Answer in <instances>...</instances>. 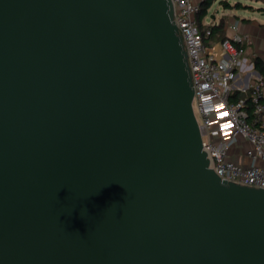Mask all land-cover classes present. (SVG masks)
Masks as SVG:
<instances>
[{"label": "water", "instance_id": "95a60500", "mask_svg": "<svg viewBox=\"0 0 264 264\" xmlns=\"http://www.w3.org/2000/svg\"><path fill=\"white\" fill-rule=\"evenodd\" d=\"M194 96L172 0H0V264H264Z\"/></svg>", "mask_w": 264, "mask_h": 264}, {"label": "built area", "instance_id": "2783aa9c", "mask_svg": "<svg viewBox=\"0 0 264 264\" xmlns=\"http://www.w3.org/2000/svg\"><path fill=\"white\" fill-rule=\"evenodd\" d=\"M175 22L188 53L195 96L194 111L210 167L222 178L264 189V79L235 88L247 64V35L208 42L211 25L201 27L196 0H172ZM253 66V64H252ZM236 92L245 95L235 97ZM244 151V164L233 156Z\"/></svg>", "mask_w": 264, "mask_h": 264}, {"label": "crops", "instance_id": "0c3cea01", "mask_svg": "<svg viewBox=\"0 0 264 264\" xmlns=\"http://www.w3.org/2000/svg\"><path fill=\"white\" fill-rule=\"evenodd\" d=\"M202 2L203 0H196ZM233 6L236 3H231ZM254 4H245L243 2L240 7H223L220 14L208 15L202 20L203 27L207 25L220 24L221 34L225 37H233L236 34L247 35L249 41L246 43L245 59L247 64L242 70L237 72V81L235 89L239 91V87L249 85L259 78L264 79V74L255 66V60L259 58L264 65V0H251ZM240 2V1H239ZM210 10V9H209ZM209 19V20H207ZM220 38L207 40L208 42L218 41ZM253 64V66H252ZM234 160L247 164L250 160L244 154V151L233 156Z\"/></svg>", "mask_w": 264, "mask_h": 264}, {"label": "trees", "instance_id": "16d2710c", "mask_svg": "<svg viewBox=\"0 0 264 264\" xmlns=\"http://www.w3.org/2000/svg\"><path fill=\"white\" fill-rule=\"evenodd\" d=\"M215 1L216 0H203L201 2V9H200V12H199L198 17H197L198 18V21H199V23L201 25V27H203L202 20L208 15L209 9L211 8L212 4ZM222 3H223V6L225 8H229V7H240V6H242V3L241 2H238L234 6L232 4H230L226 0H222ZM221 27L222 26L220 24L211 25L212 35L207 40L214 39V38H220V40L225 39L226 37L223 36L220 33L221 32ZM255 66L260 70V72L262 74H264V65H263V61L262 60H260L259 58H257L255 60ZM243 95H245V94H243L241 92H236L235 93V97L243 96Z\"/></svg>", "mask_w": 264, "mask_h": 264}, {"label": "rangeland", "instance_id": "374dc122", "mask_svg": "<svg viewBox=\"0 0 264 264\" xmlns=\"http://www.w3.org/2000/svg\"><path fill=\"white\" fill-rule=\"evenodd\" d=\"M231 3H236V2H243V3H245V4H254V3H252V1L251 0H229ZM223 3H222V0H216L213 4H212V6H211V8H210V10H209V18H211V15L212 14H215V15H218V14H220V12L222 11V9H223ZM207 20H209V19H207Z\"/></svg>", "mask_w": 264, "mask_h": 264}]
</instances>
